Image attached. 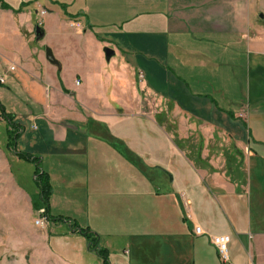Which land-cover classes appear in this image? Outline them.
<instances>
[{
	"label": "crops",
	"instance_id": "0c3cea01",
	"mask_svg": "<svg viewBox=\"0 0 264 264\" xmlns=\"http://www.w3.org/2000/svg\"><path fill=\"white\" fill-rule=\"evenodd\" d=\"M3 1L26 5L0 8V145L17 132L8 169L12 148L38 157L47 214L95 233L107 264H239L235 244L264 262V0ZM47 224L55 255L100 264Z\"/></svg>",
	"mask_w": 264,
	"mask_h": 264
},
{
	"label": "rangeland",
	"instance_id": "374dc122",
	"mask_svg": "<svg viewBox=\"0 0 264 264\" xmlns=\"http://www.w3.org/2000/svg\"><path fill=\"white\" fill-rule=\"evenodd\" d=\"M43 12V10H39V14ZM0 87L3 86L0 85ZM12 92H10L9 98L16 101L18 107V102L22 100ZM5 115L0 111V142L4 140L5 136L4 123L8 122V117ZM5 147L0 145V264H69L55 255L48 247L47 242L49 246L50 242L45 240V227L49 220L43 214L33 179L32 164L22 159L15 161L8 159V169L5 164ZM12 150L15 151L14 148ZM20 189L26 193L28 199ZM40 209L42 212H39ZM38 216L45 218L42 225L35 224V219ZM193 233L196 234L194 231ZM201 233L202 230L198 234ZM230 245L231 240L227 243V258L225 260L218 254L223 262H228V258H232ZM233 251V257L240 258L239 264H245L246 253L242 248L235 244Z\"/></svg>",
	"mask_w": 264,
	"mask_h": 264
},
{
	"label": "trees",
	"instance_id": "16d2710c",
	"mask_svg": "<svg viewBox=\"0 0 264 264\" xmlns=\"http://www.w3.org/2000/svg\"><path fill=\"white\" fill-rule=\"evenodd\" d=\"M26 4H21L16 9H11L7 3H5L3 0H0V8L4 9H11L13 12H18L22 9V7ZM8 117V115H5ZM6 146L8 147L9 144L12 145V142H14L17 132L14 130H6ZM16 155L24 158L25 160L31 162L33 164V179L35 181V184L37 186V192L40 199V203L43 208V214L48 220L52 221H63L66 222L69 226V228L72 231H77L80 235H82L86 239V245L87 249L89 251L94 252L99 258H100V264H107L108 263V252L105 247H102L98 244L97 236L95 233H93L91 230H89L86 226H78L77 223L71 219L68 216L63 215H56V216H49L47 214V208H48V198L51 192L50 184H49V178L48 174L42 170L39 167V161L38 157L31 156L26 153H22L19 151H14Z\"/></svg>",
	"mask_w": 264,
	"mask_h": 264
},
{
	"label": "built area",
	"instance_id": "2783aa9c",
	"mask_svg": "<svg viewBox=\"0 0 264 264\" xmlns=\"http://www.w3.org/2000/svg\"><path fill=\"white\" fill-rule=\"evenodd\" d=\"M11 68V67H10ZM2 77L0 76V82H2ZM239 116H243V112L238 113ZM39 212H42V209H40ZM45 221V218L42 216H38L35 219V224L36 225H42L43 222ZM193 231L198 234L201 232L200 227L198 225H195L193 227ZM210 241L216 248L217 253L219 256L225 260L227 258V243L229 241V237L227 234L220 233V234H213L210 235ZM264 264V263H261Z\"/></svg>",
	"mask_w": 264,
	"mask_h": 264
},
{
	"label": "water",
	"instance_id": "95a60500",
	"mask_svg": "<svg viewBox=\"0 0 264 264\" xmlns=\"http://www.w3.org/2000/svg\"><path fill=\"white\" fill-rule=\"evenodd\" d=\"M42 35H43V30L38 25H35L34 26V37H35V39L41 38ZM44 51H45L46 57L49 60H51V55H50L49 49L47 47H45ZM102 51H103L105 58H108L112 54V49L109 47H103Z\"/></svg>",
	"mask_w": 264,
	"mask_h": 264
}]
</instances>
